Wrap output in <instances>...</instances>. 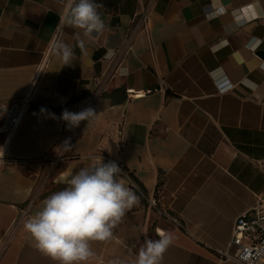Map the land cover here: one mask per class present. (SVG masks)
<instances>
[{"label": "crops", "instance_id": "1", "mask_svg": "<svg viewBox=\"0 0 264 264\" xmlns=\"http://www.w3.org/2000/svg\"><path fill=\"white\" fill-rule=\"evenodd\" d=\"M116 1L86 37L62 23L73 0H0V103L32 93L17 132L0 134V264H55L24 222L101 156L120 160L140 203L110 240L91 242L88 264H131L158 231L173 236L162 264H240L216 250L264 196V0H153L133 35L150 0ZM88 107L97 119L71 130L48 115Z\"/></svg>", "mask_w": 264, "mask_h": 264}, {"label": "clouds", "instance_id": "2", "mask_svg": "<svg viewBox=\"0 0 264 264\" xmlns=\"http://www.w3.org/2000/svg\"><path fill=\"white\" fill-rule=\"evenodd\" d=\"M102 7L96 0H73L62 23L82 30L86 37L100 33L105 28L99 12ZM79 36L76 33L78 40ZM55 50L63 66L72 64L74 50L71 46L61 41L55 45ZM47 111L43 107L40 109L42 114ZM48 115L66 122L69 130L79 127L81 121L90 125L98 116L91 107L79 112L64 109L60 117L54 113ZM63 146L66 151L71 150L70 138ZM122 174L116 162L104 163L102 156L98 162L72 174L66 187L46 197L41 208L24 222V229L35 248L55 264H88L94 259L91 242L110 240L113 229L140 203V196L127 185ZM157 235L159 239L155 240L145 236L144 244L131 264H162L173 236L163 231H158Z\"/></svg>", "mask_w": 264, "mask_h": 264}, {"label": "built area", "instance_id": "3", "mask_svg": "<svg viewBox=\"0 0 264 264\" xmlns=\"http://www.w3.org/2000/svg\"><path fill=\"white\" fill-rule=\"evenodd\" d=\"M152 1L153 0H150V2L144 6L142 11L135 17L132 35L139 29L146 28ZM102 89V87L96 88L92 102L97 96L101 95ZM31 94L32 93H29L25 97L9 102L0 103V134L12 137L17 132L30 105L32 99ZM75 133L76 130H73L68 137V139L70 138V143L72 142ZM109 139L116 145H119V142L116 139H113L111 136H109ZM65 152L64 148V152L54 160V163H58ZM109 159L116 162L122 169L123 175L129 178L128 173L123 168L120 160L113 158ZM4 160L5 156L0 154V163L4 162ZM15 161L18 163H31V160L28 159H17ZM33 199L35 198L32 197L31 201H33ZM150 203L153 206L156 205L155 200H152ZM158 211L161 214L164 213L162 210ZM23 214L27 215L28 211L23 210ZM174 221L177 223V220ZM216 253L224 260H231L240 264H264V196L259 198L255 206L237 217L233 227L232 239L229 242L228 247L224 250H216Z\"/></svg>", "mask_w": 264, "mask_h": 264}, {"label": "trees", "instance_id": "4", "mask_svg": "<svg viewBox=\"0 0 264 264\" xmlns=\"http://www.w3.org/2000/svg\"><path fill=\"white\" fill-rule=\"evenodd\" d=\"M97 3H100L103 5L102 8H106V10H117V1H111V0H96ZM101 9V8H100Z\"/></svg>", "mask_w": 264, "mask_h": 264}]
</instances>
